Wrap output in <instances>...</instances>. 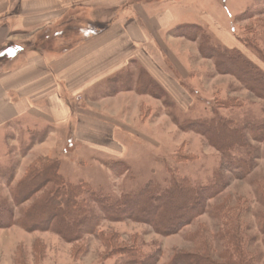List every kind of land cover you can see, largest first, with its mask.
Masks as SVG:
<instances>
[{"label": "rangeland", "instance_id": "rangeland-1", "mask_svg": "<svg viewBox=\"0 0 264 264\" xmlns=\"http://www.w3.org/2000/svg\"><path fill=\"white\" fill-rule=\"evenodd\" d=\"M181 7L188 9L182 21L202 30L193 35L178 24L151 36L162 79L131 57L93 90H72L76 104L89 109L82 114L111 123L114 141L68 142L66 130L38 122L17 121L0 131V211L10 210L0 220V264H264V80L243 70L250 63L264 73V0H182ZM106 14L85 6L79 16L87 25L104 24ZM205 40L236 61L216 62ZM99 87L105 92L95 96ZM216 115L230 121L238 136L221 126L205 134L193 123ZM233 140L243 146L221 148ZM50 166L59 167L65 182H86L93 196L113 203L151 182L156 195L186 179L203 208L186 215L192 221L179 231L166 232L150 218L129 216L130 210L103 208L89 191L79 197L86 198L82 211L63 206L51 218L61 200L41 202L57 186L46 180L53 176ZM141 199L135 214L148 198ZM162 208L151 216L169 222L163 216L171 209Z\"/></svg>", "mask_w": 264, "mask_h": 264}, {"label": "crops", "instance_id": "crops-1", "mask_svg": "<svg viewBox=\"0 0 264 264\" xmlns=\"http://www.w3.org/2000/svg\"><path fill=\"white\" fill-rule=\"evenodd\" d=\"M85 1L0 0V131L17 121L38 122L66 130L68 142L114 141L111 123L92 112L82 114L89 109L76 104L72 90H93L131 57L162 79L151 36L157 39L168 27L192 23L182 21L188 10L182 0ZM85 6L99 16L105 10L109 17L104 24L99 19L87 25L79 16ZM119 13L125 15L119 19ZM53 36L57 47L52 48L48 40ZM94 90L95 96L105 92Z\"/></svg>", "mask_w": 264, "mask_h": 264}, {"label": "trees", "instance_id": "trees-1", "mask_svg": "<svg viewBox=\"0 0 264 264\" xmlns=\"http://www.w3.org/2000/svg\"><path fill=\"white\" fill-rule=\"evenodd\" d=\"M179 27H184V28H186V30L191 31L192 33L194 31L193 35H195L197 30H199V29L202 30L200 25L196 24V23H185V24H181ZM202 45L206 46V49L209 50V52L211 53L213 58L216 60V62H218L219 59H221V58H223V60L225 62L234 63V61H236L235 58L232 56V53L229 52V50H221L216 46L214 47L213 45L209 44V42L206 40L203 41ZM238 60L241 62H246L240 57L238 58ZM245 66L246 67L243 69V70H245V73L247 72V74L250 75L251 77L257 76V79H259V81L261 79L264 80V73L261 75V73L259 71L255 70L253 68L254 66L251 65L250 63H245ZM251 70L252 71L255 70V73H257V74L256 75L255 74H253V75L249 74V73H251L250 72ZM261 83H263V81H261ZM193 123H197L198 124L197 129H200L205 134H208L207 128H211L213 131L214 126H217V127L221 126V127H224L225 129L229 128L231 130V132L234 133L235 135L238 136V134H239L236 129H231L232 127L230 128V126H231L230 121H227L221 115H218V116L216 115L212 119L195 120ZM220 146L222 149H225V148L226 149H232L235 147H241V146H243V144L241 142L233 140L230 144H220ZM118 163L125 164L123 161H119ZM47 170H49V172H51V174L53 176L47 177L46 180H49L48 182H53L55 180V182H53V183L57 184V186L49 188L50 190H52V193L49 194V196L45 200L41 201L42 205H51L53 203L52 201L55 202V201L61 200L58 203V207L54 211H52L51 218L58 216L62 212L64 207H68L71 209H76L78 207L82 211L83 210L82 208L86 204V198L84 197L80 200L79 197H81L84 192H89V191L92 192V196H93V194H95V192H93V190H91V187L89 186V184H87L86 182H81L78 185H73L72 183L65 182L64 180L61 179L62 175L59 172V167L56 169H55V167H53V169H52L50 166L47 168ZM54 172L58 175V177L55 176ZM151 185H152V182L148 183V186L141 192L124 195L123 197H121L122 198L121 202L119 200H117L115 203H113L108 198H106L104 196H99V195H96V196L94 195L93 197H95L97 199V201L102 204L103 208L109 209V208H113L115 206L116 207L115 209L121 208L123 210V212L125 210H130V211H126V213H128L129 216H133L139 220L141 219V216H143L142 218H144L146 220H148L150 218L148 221L152 220L153 224H155L157 227L160 226L166 232L167 231H172V232L179 231L180 229H182V227L185 224L192 221L193 217H190L189 219H184V217L186 215H191V213L196 211V209L201 210V208H203V203L200 202L199 196L194 197V195L196 193L198 194V192H196V190L193 188L194 186L189 184L188 180H186V179L181 178L178 181H176V179H175L167 189H165L163 192L157 193L156 195L152 194ZM189 185H191V186H189ZM178 190L184 191V192L186 191L191 196H193V198L190 200H187L184 197L180 198V196H177V193H175V192H178ZM149 192H151V194L149 196H147V193L149 194ZM144 195L148 199L145 200V202L142 204V206H140L141 213L135 214L134 209H136L139 206L138 202H140V200H142L141 198H143ZM152 198H154V200ZM39 206H40V204H39ZM162 206H168L167 209H171L170 214H169V212H167V213L165 212V214L163 216V217H166V219H168L169 222H166L164 219L156 221L151 216V215L162 214L164 212V208H162ZM9 211H10L9 209H8V211H7V209H6V211L5 210L0 211V214L2 216V218H0V220L5 221L4 219L6 216H4V215H6V212L9 213ZM142 213H143V215H142ZM194 213L196 214V212H194ZM117 216H121V215H117ZM66 219L68 222H72V219L69 216H66ZM89 221L92 222L91 219ZM58 224L59 225L62 224L63 227H65V228L68 225L65 221H61V220L59 221ZM62 225H61V228H63ZM72 231H74V230H72V228H70L69 232H72ZM78 231H79V229H78ZM61 232L63 233L64 231L61 229ZM77 235L78 234H76V236ZM211 264H238V263L232 262V261H226L225 263H213L212 262Z\"/></svg>", "mask_w": 264, "mask_h": 264}]
</instances>
